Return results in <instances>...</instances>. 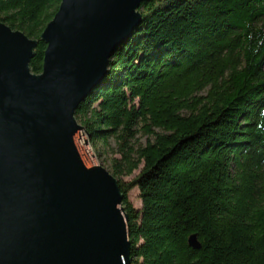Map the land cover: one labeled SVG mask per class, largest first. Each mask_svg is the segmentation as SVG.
<instances>
[{"label": "trees", "instance_id": "trees-1", "mask_svg": "<svg viewBox=\"0 0 264 264\" xmlns=\"http://www.w3.org/2000/svg\"><path fill=\"white\" fill-rule=\"evenodd\" d=\"M59 5L0 0V23L38 42L32 74ZM140 12L75 112L93 148L115 144L131 263L264 264V0H145Z\"/></svg>", "mask_w": 264, "mask_h": 264}, {"label": "water", "instance_id": "water-1", "mask_svg": "<svg viewBox=\"0 0 264 264\" xmlns=\"http://www.w3.org/2000/svg\"><path fill=\"white\" fill-rule=\"evenodd\" d=\"M145 0H60L39 40L0 23V264H131L117 180L75 119ZM200 249L196 236L188 239Z\"/></svg>", "mask_w": 264, "mask_h": 264}, {"label": "rangeland", "instance_id": "rangeland-1", "mask_svg": "<svg viewBox=\"0 0 264 264\" xmlns=\"http://www.w3.org/2000/svg\"><path fill=\"white\" fill-rule=\"evenodd\" d=\"M156 132H159V130H156ZM137 138H138L137 140L139 144L145 145L146 139H147L146 137H143L140 134H138ZM90 148L92 149L94 155L96 156L99 166L105 168L107 171H110L111 160L113 158H118V155L115 153L116 147H115L113 140L109 141V146L107 148H103L100 144H97L94 148L90 144ZM98 154L100 155V157L98 156ZM142 167L143 166L141 165L139 169L135 171L131 176L124 177L123 181H127V182L131 181L134 177H136L140 173V170L142 169ZM128 199L135 209L140 208L141 204L138 198V190L136 188L132 189L129 192Z\"/></svg>", "mask_w": 264, "mask_h": 264}]
</instances>
